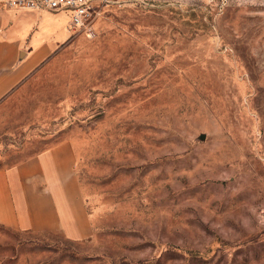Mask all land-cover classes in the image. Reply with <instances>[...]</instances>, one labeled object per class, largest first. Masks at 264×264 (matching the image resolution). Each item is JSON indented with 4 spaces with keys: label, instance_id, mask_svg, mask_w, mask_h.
Listing matches in <instances>:
<instances>
[{
    "label": "rangeland",
    "instance_id": "374dc122",
    "mask_svg": "<svg viewBox=\"0 0 264 264\" xmlns=\"http://www.w3.org/2000/svg\"><path fill=\"white\" fill-rule=\"evenodd\" d=\"M9 99L0 166L57 161L0 264H264V0H110Z\"/></svg>",
    "mask_w": 264,
    "mask_h": 264
},
{
    "label": "crops",
    "instance_id": "0c3cea01",
    "mask_svg": "<svg viewBox=\"0 0 264 264\" xmlns=\"http://www.w3.org/2000/svg\"><path fill=\"white\" fill-rule=\"evenodd\" d=\"M65 13L0 9V106L23 87L72 35ZM9 99V100H10ZM23 161H57L51 152L0 166V239L3 229L31 231L34 220L29 195L32 176ZM57 211L66 229L75 226L71 208L57 198Z\"/></svg>",
    "mask_w": 264,
    "mask_h": 264
},
{
    "label": "built area",
    "instance_id": "2783aa9c",
    "mask_svg": "<svg viewBox=\"0 0 264 264\" xmlns=\"http://www.w3.org/2000/svg\"><path fill=\"white\" fill-rule=\"evenodd\" d=\"M109 2L110 0H0V9L65 13L71 30L91 36L100 9Z\"/></svg>",
    "mask_w": 264,
    "mask_h": 264
}]
</instances>
